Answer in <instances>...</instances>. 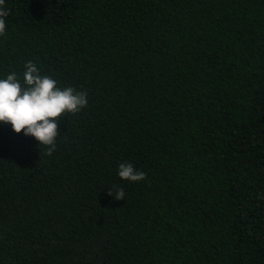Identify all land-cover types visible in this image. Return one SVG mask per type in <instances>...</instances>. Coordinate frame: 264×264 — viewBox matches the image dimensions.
Masks as SVG:
<instances>
[{
	"label": "trees",
	"instance_id": "obj_1",
	"mask_svg": "<svg viewBox=\"0 0 264 264\" xmlns=\"http://www.w3.org/2000/svg\"><path fill=\"white\" fill-rule=\"evenodd\" d=\"M4 6L0 79L88 104L51 155L0 122V264H264V0Z\"/></svg>",
	"mask_w": 264,
	"mask_h": 264
},
{
	"label": "clouds",
	"instance_id": "obj_2",
	"mask_svg": "<svg viewBox=\"0 0 264 264\" xmlns=\"http://www.w3.org/2000/svg\"><path fill=\"white\" fill-rule=\"evenodd\" d=\"M0 0V35L6 30L5 17L9 10ZM23 85L15 72L0 79V122L10 124L16 133L34 137L39 144L47 146L46 155L56 149V137L59 134L58 121L65 113H77L88 104L87 92L76 91L72 87L59 88L57 82L49 76H42L31 62L25 65ZM118 175L128 181H141L146 173L138 171L131 163L118 166ZM108 194L115 200H124L122 187L113 186Z\"/></svg>",
	"mask_w": 264,
	"mask_h": 264
}]
</instances>
